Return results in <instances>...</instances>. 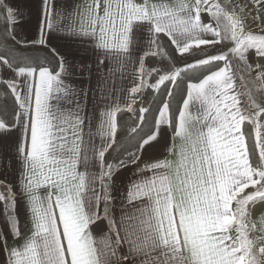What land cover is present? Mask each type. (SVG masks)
Instances as JSON below:
<instances>
[{"label":"snow or ice","instance_id":"obj_1","mask_svg":"<svg viewBox=\"0 0 264 264\" xmlns=\"http://www.w3.org/2000/svg\"><path fill=\"white\" fill-rule=\"evenodd\" d=\"M252 7L259 12L264 0ZM0 8L6 39L16 41L27 9L40 34L27 43L67 44L23 66L7 46L0 51V160L18 172L17 191L0 195L7 264H264V214L251 212L264 202V65L248 61L249 50L264 58V31L246 30L247 18L222 0H89L67 15L50 0H0ZM73 15L76 26L67 23ZM224 42L233 46L218 50ZM148 56L173 65L163 75L148 70L154 84L145 79ZM90 57L98 76L105 62L109 76L133 66V103L143 89L173 85L147 131L151 109L138 110L128 147L116 141L118 104L101 110L92 131ZM234 59L248 69L251 88ZM76 76L87 85L76 86L69 79Z\"/></svg>","mask_w":264,"mask_h":264},{"label":"crops","instance_id":"obj_2","mask_svg":"<svg viewBox=\"0 0 264 264\" xmlns=\"http://www.w3.org/2000/svg\"><path fill=\"white\" fill-rule=\"evenodd\" d=\"M38 3V0H35ZM89 0H50V3L55 4L57 13H64L67 15L69 12L75 13L77 10L83 8V6L88 3ZM227 3H230L236 10L237 13L245 16L247 18L246 30H250L255 34H262L264 31V9H261L259 12L252 7L253 0H226ZM243 10V11H241ZM24 15L22 18L21 25H18L15 29L16 31V40L20 43L29 44L34 39H39L40 34L37 28V22L34 15H30L27 9H21ZM254 17H259L258 19H253ZM78 18L73 15V18L67 23H72L74 26L77 25ZM205 22L208 21L207 15L204 16ZM53 25L56 26L59 22L58 18L53 19ZM11 31V28L9 27ZM9 31V32H10ZM47 31L44 32L45 39L47 38ZM47 46L51 47L54 45H63L65 48L67 44L62 41H52ZM218 46V45H217ZM220 46L221 51H227L233 45L231 42H224ZM147 59V58H146ZM145 59V79L147 80L148 65L146 64ZM248 61L254 64L264 65V58H260L255 55L254 50H249ZM90 62L93 64V78H92V89L93 91L89 93L87 98V112L89 119L91 120L92 131H96L97 124L101 120V110L105 109L107 106L118 104L119 107L123 110H126L128 106H135L138 103L140 94L142 91L135 95V102L133 103V97L129 94V89L133 86L134 82L139 83L137 79L138 73L134 72L133 66L129 65L123 75L121 76L120 72H116L114 75H108V68L111 67L107 62L102 66L99 71V76L97 75V68L95 65V57H90ZM234 64L236 67L237 74L242 76L245 81L248 82V87L251 88L252 77L249 74L248 69L245 64L238 59H234ZM138 67V66H137ZM4 76H9L10 73L5 71ZM76 86L81 84L87 85L88 81L86 79H81L79 76L69 78ZM101 80V84L98 87L97 81ZM103 92V98H102ZM261 103H264V95L259 96ZM83 103V102H82ZM119 113V112H118ZM117 113V115H118ZM88 128H85L87 133ZM87 138V137H86ZM99 143V140L96 141ZM134 171V170H133ZM132 178L131 171L125 170L120 179L124 183H127L128 179ZM7 181V183H5ZM18 182V172L15 168L8 169L7 161L0 160V195L10 196V187L11 192H16ZM16 212L19 215L21 226L23 227L26 220V209L23 204V199L17 197ZM252 218L259 219V217L264 214V202H257L251 209ZM0 229L7 231L4 220V204L0 202ZM14 241L10 238L8 241V247H12ZM19 243V241H15ZM8 254L4 250H0V264H7Z\"/></svg>","mask_w":264,"mask_h":264},{"label":"trees","instance_id":"obj_3","mask_svg":"<svg viewBox=\"0 0 264 264\" xmlns=\"http://www.w3.org/2000/svg\"><path fill=\"white\" fill-rule=\"evenodd\" d=\"M3 9L0 8V34H2L3 39L0 40V51H3L4 47L7 46L9 49L12 50V54L15 57L16 61L20 63L22 66L25 62H38L42 60L45 57H48L51 59L50 54V47L47 45H40L36 44L35 46L29 44H16V41L12 40L11 38L6 39V31H5V25L3 20ZM8 31L9 28H8ZM219 50V45L216 46ZM169 52L171 53V49H169ZM173 55V59L175 60V66L181 67V60L182 58L179 56ZM171 61V60H170ZM172 63V61L170 62ZM146 64L149 68H159L160 65V59L159 56L153 57L148 56L146 59ZM173 66V65H172ZM171 66V67H172ZM161 72V71H160ZM160 74V73H159ZM194 73H189L188 75H193ZM147 77V82L149 84H154L156 79L158 78L157 75H153L151 78ZM173 85L167 84L162 85L161 90L159 93L155 92V90L151 88H146L142 90V93L140 94V98L138 100V103L132 107L133 112H129L126 110H122L117 115L118 120V133L116 136V141L118 145H121L122 147H128L131 144L135 143L134 139H131V137L135 134L130 133L129 129L133 126V121L136 119V116H138V110L141 107L150 108L151 111L146 113V119L143 125V130L147 131L148 128L151 126L153 122V118L156 115V108L160 104V101L165 98V93L167 92L168 88H172ZM184 89V83L181 82L179 86L176 87V90L174 92V97L172 99V109L175 111L177 103L180 100V93ZM5 91V87L3 84H0V94H2ZM154 101V102H153ZM116 154L113 153L109 158L111 159L112 156H115Z\"/></svg>","mask_w":264,"mask_h":264},{"label":"rangeland","instance_id":"obj_4","mask_svg":"<svg viewBox=\"0 0 264 264\" xmlns=\"http://www.w3.org/2000/svg\"><path fill=\"white\" fill-rule=\"evenodd\" d=\"M222 2H226V0H222ZM4 36L2 37V34H0V40L3 39ZM220 46V45H219ZM221 47H219V50L221 51ZM159 59H160V69H161V72H160V75H163V74H166V69L168 68H171L172 66V63H170L171 61L169 59H162L160 56H159ZM148 69L150 70L151 68L148 67Z\"/></svg>","mask_w":264,"mask_h":264}]
</instances>
